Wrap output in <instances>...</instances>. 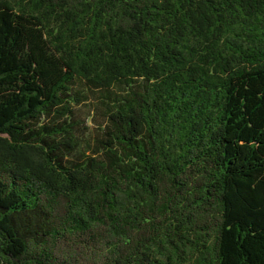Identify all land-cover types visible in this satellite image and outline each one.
I'll return each instance as SVG.
<instances>
[{"label":"trees","instance_id":"obj_1","mask_svg":"<svg viewBox=\"0 0 264 264\" xmlns=\"http://www.w3.org/2000/svg\"><path fill=\"white\" fill-rule=\"evenodd\" d=\"M0 264H264V0H0Z\"/></svg>","mask_w":264,"mask_h":264},{"label":"rangeland","instance_id":"obj_2","mask_svg":"<svg viewBox=\"0 0 264 264\" xmlns=\"http://www.w3.org/2000/svg\"><path fill=\"white\" fill-rule=\"evenodd\" d=\"M95 102L96 100L94 99V97L91 96L90 100L85 105H82L78 110L79 116L82 119H87V127H89L88 133H90L91 141H94L93 138L97 134V122L103 121V119L100 118L94 111V106L96 105Z\"/></svg>","mask_w":264,"mask_h":264}]
</instances>
